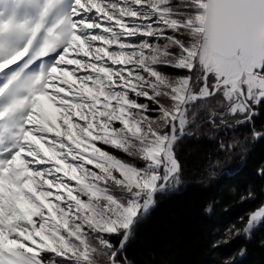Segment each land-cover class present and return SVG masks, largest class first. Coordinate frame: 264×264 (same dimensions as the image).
<instances>
[{
    "label": "snow or ice",
    "instance_id": "1",
    "mask_svg": "<svg viewBox=\"0 0 264 264\" xmlns=\"http://www.w3.org/2000/svg\"><path fill=\"white\" fill-rule=\"evenodd\" d=\"M202 113L253 128L264 113V0H4L0 264H134ZM259 228L264 202L213 248Z\"/></svg>",
    "mask_w": 264,
    "mask_h": 264
},
{
    "label": "trees",
    "instance_id": "2",
    "mask_svg": "<svg viewBox=\"0 0 264 264\" xmlns=\"http://www.w3.org/2000/svg\"><path fill=\"white\" fill-rule=\"evenodd\" d=\"M205 120L201 114L194 125L195 135L185 136L177 145L183 163L181 186L158 195L156 206L136 227L127 248L134 264H222L241 247L247 252L237 258L239 264H264V228L256 230L250 240L237 238L213 248L229 226L264 201V177L258 174L264 168V137L253 136V130L264 131V113L255 117L254 128L240 124L230 130L238 135L235 150H222L221 144L231 145L233 139L223 125L217 123L213 129ZM242 145L250 148L241 160ZM217 160L225 165L215 164ZM249 191L256 198L242 202L241 196Z\"/></svg>",
    "mask_w": 264,
    "mask_h": 264
},
{
    "label": "bare ground",
    "instance_id": "3",
    "mask_svg": "<svg viewBox=\"0 0 264 264\" xmlns=\"http://www.w3.org/2000/svg\"><path fill=\"white\" fill-rule=\"evenodd\" d=\"M0 1H1V3L4 2V0H0ZM258 116H259V115H258ZM258 116H257V117H258ZM234 123H235V122H234ZM229 125H230L229 127H225V129H227V130H225V131H226V135H228L229 138H230L231 140L233 139V142L231 143V145H229L230 148H231V150H235V149H234V142H235L234 140H236V139L238 138V135L234 136V135L232 134V132H230V130L238 129V128L242 127V125H240V124H239V125H238V124H234V125L229 124ZM215 127H216V125H213V124H212V126H211L210 128H213V129H214ZM219 129H222V127H221V128H218V130H219ZM188 132H190V133H194L195 131H193V130H188ZM236 141H237V140H236ZM251 142H253V141H250L249 143H251ZM242 147H245V149H247V147H249V145H247V146H246V145H245V146L242 145ZM246 152H247V150H246ZM243 155L246 156L247 154H243ZM229 168H230V167H229ZM229 168H228V169H229ZM229 170H230V169H229ZM235 170H236V168H235V169L233 168V169L230 170V172H234ZM262 192H263V195H264V186H263V191H262ZM263 202H264V201H263Z\"/></svg>",
    "mask_w": 264,
    "mask_h": 264
},
{
    "label": "rangeland",
    "instance_id": "4",
    "mask_svg": "<svg viewBox=\"0 0 264 264\" xmlns=\"http://www.w3.org/2000/svg\"><path fill=\"white\" fill-rule=\"evenodd\" d=\"M0 3H1V1H0ZM202 115H203L204 118L206 119V114L202 113ZM197 122H198V121H197ZM217 123L219 124V122H217ZM228 123H229V124L232 123L231 125L236 124V123H234V119H232L231 117L228 118ZM246 125H247V124H246ZM222 127L225 128V126H222ZM194 128H195V127H194V125H193V126L190 127L188 130H193V131H195ZM249 148H250V146L247 147V149H245V147H243V149H242L241 152L238 151V152L241 154V156H240V157H241V160H242L243 158H245V155H243V154H246V150L248 151ZM226 156H227V155H226ZM224 158H225V156H224ZM220 161H221V160H217V162H216L215 164H221ZM226 161H227V162L230 161L229 157L226 158ZM221 162H222V161H221ZM222 163L225 165L224 162H222ZM229 163H230V162H229ZM233 164H234V163H233ZM236 164L238 165V163H235V165H236ZM226 165H228V163H227ZM235 165H234V166H235ZM221 166H222V165H221ZM223 167H224V166H223ZM226 167H228V166H226ZM226 167H225V168H226ZM176 189H178V188H176ZM176 189H171V190H169V191H167V192H170V191H173V190H176ZM167 192H165V193H167ZM162 194H163V193H162ZM149 213H150V212H149Z\"/></svg>",
    "mask_w": 264,
    "mask_h": 264
}]
</instances>
